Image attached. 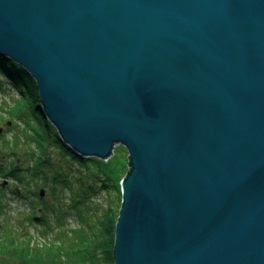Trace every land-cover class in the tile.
<instances>
[{"label": "water", "instance_id": "1", "mask_svg": "<svg viewBox=\"0 0 264 264\" xmlns=\"http://www.w3.org/2000/svg\"><path fill=\"white\" fill-rule=\"evenodd\" d=\"M0 56L76 155L126 150L113 264H264V0H0Z\"/></svg>", "mask_w": 264, "mask_h": 264}, {"label": "trees", "instance_id": "2", "mask_svg": "<svg viewBox=\"0 0 264 264\" xmlns=\"http://www.w3.org/2000/svg\"><path fill=\"white\" fill-rule=\"evenodd\" d=\"M2 84L18 94L11 107L22 113L21 120L31 131L25 153L32 167L19 168L15 163L8 171L0 170L21 185L13 196L23 204L24 197L35 195L38 205L30 199L32 204L27 202L28 210L16 226L8 219L0 223V264H113L120 181L128 170L123 173L120 167L78 156L68 148L45 118L34 80L0 56V90ZM33 133L36 137L31 138ZM29 144L33 146L29 148ZM11 153L18 161L17 150ZM72 164L77 172L70 176ZM26 187L33 191L22 192ZM41 190L52 196V201L42 200ZM95 195L107 199L106 205H96L91 198L88 201ZM1 215L0 210V219H4Z\"/></svg>", "mask_w": 264, "mask_h": 264}, {"label": "rangeland", "instance_id": "3", "mask_svg": "<svg viewBox=\"0 0 264 264\" xmlns=\"http://www.w3.org/2000/svg\"><path fill=\"white\" fill-rule=\"evenodd\" d=\"M2 90H0V128L2 129V133L0 134V167L5 168L8 171V168L13 164H17V167H32L31 161L28 159V154L25 153V149L30 142L29 135L31 133L30 129L27 125H24V120L22 119V113H17L13 106L14 100L18 98V94L16 91L11 90L9 86L6 84H2ZM22 109V107H21ZM10 123L8 126L7 123ZM31 124L35 125V121L30 120ZM36 137L33 133L31 138ZM33 145L29 144V148ZM17 150V155L19 160H16L15 155L11 152ZM105 163H110L112 167H120V170L125 173L128 170V158L126 150L120 146L116 145L112 155L103 160ZM76 167V166H75ZM75 167L72 164V171L69 173L72 176V173H76ZM27 169V168H25ZM115 171V170H114ZM116 173V172H115ZM6 176V177H5ZM28 179V178H27ZM29 181V180H27ZM121 182V181H120ZM20 183L16 180H13L9 174H3V171L0 170V210L2 211V217L4 219H0V223H4L3 220H10L12 222V226L15 225L16 221L21 222L20 215H25L28 210L29 203L34 202L33 205H38L36 202V196L32 195L30 197L23 198L22 202L13 196V192L18 190L20 187ZM24 188V187H23ZM76 187H72V190L75 191ZM27 191H33L32 188L22 189V192L27 193ZM68 192V191H67ZM69 195V194H68ZM104 195V194H103ZM102 195V196H103ZM98 205L101 202L102 206H105L107 203V199H101V195L90 196L88 201L90 200ZM45 201H52V196H50L47 192L44 193V197L41 198ZM36 202V203H35ZM31 203V204H32ZM32 205V206H33ZM31 206V205H30ZM68 223L72 222L71 218L68 217ZM72 226V224H70ZM16 226V225H15Z\"/></svg>", "mask_w": 264, "mask_h": 264}]
</instances>
